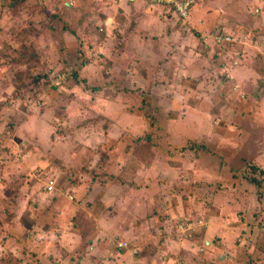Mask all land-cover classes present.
Returning <instances> with one entry per match:
<instances>
[{
    "label": "rangeland",
    "instance_id": "1",
    "mask_svg": "<svg viewBox=\"0 0 264 264\" xmlns=\"http://www.w3.org/2000/svg\"><path fill=\"white\" fill-rule=\"evenodd\" d=\"M194 2L0 0V264H264V0Z\"/></svg>",
    "mask_w": 264,
    "mask_h": 264
},
{
    "label": "built area",
    "instance_id": "2",
    "mask_svg": "<svg viewBox=\"0 0 264 264\" xmlns=\"http://www.w3.org/2000/svg\"><path fill=\"white\" fill-rule=\"evenodd\" d=\"M151 6H172L175 8L176 12L183 18H186L188 8L192 4V0H186L184 2H180L178 0H144ZM54 183L49 182L47 186L45 187L44 191L52 192L54 190ZM120 248V245H119Z\"/></svg>",
    "mask_w": 264,
    "mask_h": 264
},
{
    "label": "trees",
    "instance_id": "3",
    "mask_svg": "<svg viewBox=\"0 0 264 264\" xmlns=\"http://www.w3.org/2000/svg\"><path fill=\"white\" fill-rule=\"evenodd\" d=\"M142 1V3L143 4H145V5H147V6H149V7H151L152 9H154V8H165V7H168V8H170V11H172L173 13H174V15L176 16V17H178L180 20H186L187 19V16L189 15V13H190V11H191V9L193 8V6H194V0H192V4L189 6V8H188V12H187V15H186V18H183V17H181L177 12H176V10H175V8L174 7H170V6H164V7H159V6H151L150 4H148L146 1H144V0H141ZM178 1H180V2H184V1H186V0H178ZM44 12H45V10H43ZM47 12V11H46Z\"/></svg>",
    "mask_w": 264,
    "mask_h": 264
},
{
    "label": "crops",
    "instance_id": "4",
    "mask_svg": "<svg viewBox=\"0 0 264 264\" xmlns=\"http://www.w3.org/2000/svg\"><path fill=\"white\" fill-rule=\"evenodd\" d=\"M50 182H51V181H50ZM48 183H49V182H48ZM48 183H47V184H48ZM47 184H46V186H47ZM46 186H45V187H46ZM55 191H56V186L54 187V190H53L52 192H47V191H45V193H47V195H49V194H53Z\"/></svg>",
    "mask_w": 264,
    "mask_h": 264
}]
</instances>
